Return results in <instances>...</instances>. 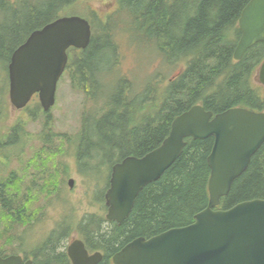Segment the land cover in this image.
Wrapping results in <instances>:
<instances>
[{"label":"trees","instance_id":"16d2710c","mask_svg":"<svg viewBox=\"0 0 264 264\" xmlns=\"http://www.w3.org/2000/svg\"><path fill=\"white\" fill-rule=\"evenodd\" d=\"M80 1L0 0V65H4L6 73L13 51L34 30L61 16L76 15L88 20L74 8ZM249 1L116 0V9L104 18L90 11L97 22L88 20L91 40L85 50H68L66 70L72 87L84 90L87 101L98 108L86 109L82 114L75 160L81 175L107 170L103 179L105 190L96 200L104 202L115 163L128 156L142 157L157 148L167 137L172 121L191 107L200 105L213 115L233 108L264 111V94L253 85V75L264 60V41L248 49L240 61L233 60L240 37L237 22ZM118 14L125 16L121 17L129 22L136 38L153 46L165 65L172 68L181 64L183 69L168 78L166 84L150 79L135 93L129 80L120 76L110 93L98 95L105 90L102 79L118 65L117 48L109 32L111 26L106 23ZM110 57L112 64L108 62ZM35 112L43 116L38 104ZM44 119L50 128V118ZM20 138L17 130H13L9 145ZM185 142L181 156L159 180L146 185L138 194L130 215L121 225L96 214L77 223L75 232L86 249L102 254L99 264H112V256L133 239H148L191 224L194 216L207 207L210 175L207 158L213 138H188ZM47 150L52 151L44 142L34 158L39 159ZM39 175L38 180L48 184L47 191L53 187L55 175L47 177L43 169ZM11 181L16 183L14 179ZM39 187V192L46 189L45 185ZM4 194L0 191L3 220L8 223L13 216L16 221L22 223L25 219L24 223H28L32 218L25 214L21 201L9 203ZM253 199H264V143L251 157L244 173L233 182L228 195L221 199L219 208L229 209ZM59 238L51 236L34 251L32 264H70L66 251L58 250L56 243L62 240Z\"/></svg>","mask_w":264,"mask_h":264},{"label":"water","instance_id":"95a60500","mask_svg":"<svg viewBox=\"0 0 264 264\" xmlns=\"http://www.w3.org/2000/svg\"><path fill=\"white\" fill-rule=\"evenodd\" d=\"M237 27L240 38L233 51L236 62L264 41V0H250L240 13ZM91 35L89 22L75 15L58 17L31 32L13 51L7 65L11 107L23 109L37 95L42 111L49 113L68 63L67 51L85 50ZM256 75L264 87V60ZM209 137L213 138V147L207 158V207L187 226L131 240L112 256V264H264V199L218 209L264 143V112L233 108L213 115L195 105L177 116L157 148L139 158H123L111 167L104 193L105 220L121 225L142 189L159 180L181 156L185 140ZM73 185L74 180L69 179V189ZM66 254L70 264H99L103 258L100 252L89 253L80 239L70 242ZM0 264L32 261L11 255L0 258Z\"/></svg>","mask_w":264,"mask_h":264},{"label":"rangeland","instance_id":"374dc122","mask_svg":"<svg viewBox=\"0 0 264 264\" xmlns=\"http://www.w3.org/2000/svg\"><path fill=\"white\" fill-rule=\"evenodd\" d=\"M75 6L77 13L95 24L97 22L90 11L104 18L117 7L116 0H81ZM121 16L125 17L118 14L111 17V21L106 20V23H110L109 32L117 48L118 65L112 74L102 79L101 86L105 90L97 92L98 95L102 92L110 93L120 76L129 80L135 93L150 79L156 78L164 85L168 78L183 69L181 64L172 68L165 65L153 46L136 38L134 29ZM109 61L113 63L112 57ZM253 85L264 94L256 73L253 75ZM98 89L99 85H96L95 90ZM92 104V101H87L84 90L72 87L66 70L57 85L56 101L50 111L48 128L44 117L35 112V102H31L24 111L11 108L8 102L7 73L4 65H0V191L7 195L5 200L9 203L21 201L25 214H30L32 218L28 223H24L25 219L21 223L12 216L7 223L0 209V254H18L33 261V252L44 246L51 236L54 239L61 236L59 239L62 240H58L56 245L58 250H65L73 239L78 238L75 229L81 219L94 214L105 218L104 202L96 200V197L99 198L105 190L103 179L107 170L102 168L95 175H81L75 162L82 114L86 109H95ZM13 130H17L21 138L9 145V136ZM44 142L52 151L47 150L39 159L34 158ZM41 169L47 177L55 175L54 188L51 185L48 191L45 180H38L42 175H39ZM12 179L15 184H12ZM68 179L74 180L71 189L67 187ZM40 185H45L46 189L39 192Z\"/></svg>","mask_w":264,"mask_h":264},{"label":"flooded vegetation","instance_id":"af4514ba","mask_svg":"<svg viewBox=\"0 0 264 264\" xmlns=\"http://www.w3.org/2000/svg\"><path fill=\"white\" fill-rule=\"evenodd\" d=\"M31 102H35L36 104L39 105L38 97H37L36 95L33 96V97L31 98L29 104H30ZM29 104H28V105H29ZM28 105H27L25 108L21 109V110H15V111H24V110L27 109ZM13 110H14V109H13ZM39 110H40L41 114H43L42 117H44V118H48V119L50 118V112H49V113H44V112L42 111V109L40 108V105H39ZM30 118L32 119V115L30 116ZM0 145H1V143H0ZM16 255H18V254H16ZM5 256H6V255H5ZM5 256L3 255L2 257H5ZM20 256H22V255H20ZM0 257H1V256H0ZM22 257H23V259H26L24 256H22Z\"/></svg>","mask_w":264,"mask_h":264}]
</instances>
